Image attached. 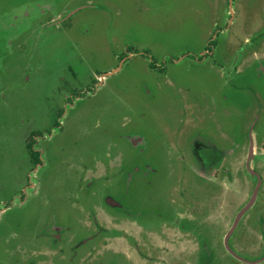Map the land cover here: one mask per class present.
<instances>
[{"label":"rangeland","instance_id":"rangeland-1","mask_svg":"<svg viewBox=\"0 0 264 264\" xmlns=\"http://www.w3.org/2000/svg\"><path fill=\"white\" fill-rule=\"evenodd\" d=\"M233 9L232 21L230 0H0V201L18 206L24 198L28 203L23 213L10 212L6 225H13L19 215L26 226L74 225L76 211L62 199L67 195L73 202L79 196L81 204L99 206L93 213L81 206L83 229L93 233L109 227L110 233L101 232L109 238L104 243L119 242L137 261H159L160 255L172 258L176 254L180 264H264V260L256 261L264 256V237L258 232L259 215L264 216V184L257 204L230 237L237 253L255 262L245 263L225 247L237 210L221 203L210 214L207 208L201 214L206 222L199 227L212 247L206 252L214 257L204 263L203 236L161 222L144 241L139 223L115 219L99 202L102 195L92 198L86 191L78 193L69 181L85 178L84 186L94 181L91 194L98 191L97 186L108 183L106 179L115 172L112 169L118 168L114 164L123 162L124 151L129 167L106 185L109 190L103 194L136 212L144 210L147 223L155 221L161 211L169 212L162 202L164 191L183 217L196 216L193 196L208 201L211 175L192 156L190 141L193 132L208 136L214 131V125L207 127L205 107L196 101L205 106L213 99L218 108L231 107L219 110L216 119L240 135L244 119L239 108L249 99L239 87L225 83L222 54L229 52L228 46L237 53L246 40L260 37L259 46L246 50L257 52L264 64V0H233ZM228 19L233 24L222 34ZM255 74L248 73L246 83L261 92L264 73L260 78ZM236 83L241 84L239 77ZM256 109L246 121V137L253 123L258 132L264 131V108ZM139 138L134 144L132 139ZM262 138H258L251 167L264 181ZM30 141L37 152L34 155ZM248 145L246 140L244 149L231 155L230 177L222 173L216 179L223 184L220 196L238 197L239 205L248 203L257 184L246 167ZM115 146L120 156L109 149ZM110 151L113 155L109 156ZM167 162L176 177L173 186V180L164 175ZM74 163L85 166L84 172ZM134 163L158 171H149L143 179L136 173L129 195L127 176ZM42 196L54 201L40 204ZM115 222L124 234L114 231ZM79 233L80 238L87 236ZM168 233L174 238L171 252L160 247L167 243ZM65 237L64 243L75 242L72 230ZM129 241L139 244L142 252L131 248ZM0 257V264H5L1 253Z\"/></svg>","mask_w":264,"mask_h":264},{"label":"flooded vegetation","instance_id":"flooded-vegetation-1","mask_svg":"<svg viewBox=\"0 0 264 264\" xmlns=\"http://www.w3.org/2000/svg\"><path fill=\"white\" fill-rule=\"evenodd\" d=\"M232 0H230V14L231 18H234V9L232 12ZM228 19L226 22L224 28L222 29V34H224L227 29L231 28V25L233 24L231 20ZM233 21V19H232ZM225 31V32H224ZM250 42V43H249ZM262 42V39L260 37L253 38L252 41L250 39L246 40L244 43H242V46L240 47V51L237 53H234L231 51V47L228 46L227 49H229V52H225L222 54L221 58V67L224 69L222 78L224 79L225 83L227 85H232V87H239L240 90L243 92L242 96H246L249 100L242 101V104L240 105V117L244 119V121H241V130L242 132L240 135H237L234 130L225 129L221 123L222 119H216L217 113L219 110L225 112L227 109L218 108L217 104H214V100L211 99L209 104L205 102V106H202V102L196 101L198 106L205 107L206 111V124L209 129V125H214V131L208 134V136L203 135L201 133L193 132L195 134L191 137V154L194 156L198 164L202 167V170H206L211 177L210 178V188L209 191H211L209 194L207 202H203L200 200V198H196L193 196V212L196 214L195 217L189 218V217H183L181 215V212L176 211V209L171 205L170 201L167 200L166 192L163 193V203L166 204L167 209L169 212H163L156 214L155 221L152 223H147L143 219L144 217V210H141L140 212H136L133 207L127 206V208L124 206L123 202L120 201V203L115 202L112 197H108L107 194H103V190L106 191L109 190L108 186H106L108 183L115 181L118 176L120 175L121 170H124V168H128L129 166L126 165L127 162V155L124 153V151H121V153L125 156L123 162L121 164H114V166H117V169L113 168L112 163H110V167H112V172L114 174L110 176L111 178L106 179L109 181L108 183H101L100 185H96L98 188V191L93 192L91 194V188L94 187V181H89L85 186L82 183L85 181V178L80 179L78 182L74 180H69L70 183H74L78 188V193L85 192L91 196L92 198H96L100 195H102V198L100 199V203H102L105 207H107L109 212L106 211L107 214L111 215L115 219H119L123 221L124 219H127L129 223L137 222L142 227V237L144 241L148 240L151 236L150 230L151 228L156 227L157 225L160 226L161 222H164L166 224H174L176 227L185 232L186 234L192 235L198 234L200 236H203L201 238V246L203 248V251L206 252V250H210L211 247L210 239L207 234H204L202 232L201 227H199L202 222H206V219L203 218L201 215L204 211V209L207 208V214H210L212 211L216 210L218 206L221 203H226V205L232 209L233 211L237 210L236 217L234 220L233 225L228 230L226 237L228 234L233 231V234L237 231L239 224L236 228H234L235 221L241 212V210L249 204L251 199L248 201V203H241L239 201V198L235 196H229V197H221L220 193H222L223 184L219 183L216 179H218L222 173H226L227 177L229 178L230 175L233 173V163L230 161V157L234 152L240 153L241 150L244 149V144L246 140L249 141L248 145V159L246 163V167L249 171V173L257 179V185L259 182H261V187L264 184L263 176L261 173H259L256 168L251 167V161L256 159V155L254 153L258 138H262L264 140V131L258 132L254 128V123L250 125V130L247 133H245L246 128V121L247 119L252 117V112L254 111L255 107L258 109L264 108V90L259 92L253 89L252 84L246 83L248 80V73L255 71V76L259 77L264 73V67L261 60H259V57L257 56V52H251L247 51L246 47H257ZM245 49V51H243ZM216 51V45L215 50ZM212 52V58L217 61V54L216 52ZM218 53V52H217ZM253 59L252 63H249L248 60ZM152 66V65H151ZM155 69V68H153ZM119 69H116L115 71H118ZM109 75L112 74L108 73ZM106 75L102 76V79L104 80ZM239 77L240 79V85L236 83V78ZM260 78V77H259ZM242 80V82H241ZM194 100V99H193ZM256 109V110H258ZM259 118V116L254 115V119ZM205 124V125H206ZM180 128L178 127V130ZM256 139V142H255ZM134 144H137L141 141V138L132 139ZM131 143V141H130ZM263 143V151H264V141ZM29 147L32 149V142L30 141L28 143ZM139 147V146H138ZM113 148V149H112ZM111 151L114 150L115 156H120L116 154V151L120 150L115 147L109 148ZM34 153H37L34 149H32ZM108 152L107 154L113 155L112 152ZM170 150H166V156L169 155ZM120 153V154H121ZM84 157H80L81 160ZM116 158V157H115ZM167 159V158H166ZM84 160V159H83ZM89 161V160H88ZM93 161V160H92ZM89 161V162H92ZM102 161V160H100ZM69 164V163H68ZM71 164L72 166L75 165ZM78 168H82V172H84V169H86L85 166H82L81 164H76ZM116 168V167H115ZM193 170V166H191ZM149 171L156 173L158 169L151 167L150 165L144 166V169L134 163L132 168L129 170L127 183H128V194H132V185L135 181V174H139L137 176H140L142 179L146 176H149ZM171 172V166L167 162L166 163V169L164 172L165 177L168 179H172L173 183L175 182L176 177L172 176ZM99 179V177H96ZM103 178V177H102ZM106 178V177H105ZM95 179V180H98ZM82 180V181H81ZM103 180V179H102ZM151 180H147V184H151ZM98 184V183H97ZM141 184V183H140ZM195 184V181H193V175L191 178V185L193 186ZM102 185V186H101ZM35 186V185H34ZM101 186V187H100ZM142 186V184H141ZM100 187V189H99ZM256 189V188H255ZM261 189V188H260ZM260 192V191H259ZM212 193V195H211ZM149 197L148 199L151 200L152 196H150V192L148 193ZM67 195H63L62 201L66 203L68 206H70L72 209L76 211L75 213V224H63L59 222H53L51 226H49V222L45 225L38 226L37 224H34L33 226H26V223L24 222L23 218H20L19 215L18 218L15 219L14 224L6 225L9 223L10 212H13L15 210H19L20 214L23 213V209H26L25 207L26 201L22 198L20 205L15 206V204L11 203H3L0 201V226H3L4 228H1L0 230V253L3 255V260L5 264H180L179 261H176V257L178 255L174 254L172 258L167 257V255H160L162 260L155 261V260H146V261H137L134 258H131L127 250H124V248L121 247V244L119 242L114 241L113 243H104V241H108V237L104 234L101 235V232L104 231V233H110L109 227H100L99 230L91 233L85 231L83 228L86 229V227H83L84 223L80 217L81 214H83L81 206L87 207L91 209L93 212H98V205L92 204V205H84L81 204V199L79 196L75 197V201H71V199H68V197L65 198ZM253 196V195H252ZM73 197V196H72ZM259 197V196H257ZM46 199L45 201H42L43 199ZM71 198V197H70ZM196 198V199H195ZM54 200L51 199V197H41V200L39 201L40 204H50ZM258 199L256 198V201L254 205L257 204ZM80 204V206H78ZM205 205V206H204ZM253 205V206H254ZM252 206V207H253ZM94 207V209H93ZM112 207L113 209H111ZM115 209H118L116 212ZM121 211V212H119ZM206 214V215H207ZM96 215V214H95ZM98 217V214H97ZM259 228L258 232L261 233L264 237V216L262 213L259 215ZM95 222L98 223L97 220ZM118 222H115L114 231L115 232H122L123 229L118 227ZM214 227V226H213ZM134 228V227H132ZM167 229H171V227L163 229L162 232H167ZM72 230L75 234L74 237V243H64V241H67V237H65L66 232ZM90 230V229H89ZM212 230V229H211ZM216 231L215 229H213ZM85 233L87 236L84 238H80V233ZM124 232H129L128 230H124ZM131 236L132 232H129ZM167 243H164L165 245H162L160 247L168 248L171 252V245H174L171 242L174 238L169 235H166ZM225 237V247L227 250L231 253L229 250V247L237 253L236 249L231 244V241L229 239V243L227 244ZM133 240V239H132ZM137 238L135 241L137 242ZM134 241V240H133ZM58 242H61L62 244H57ZM91 242V243H90ZM90 243V244H89ZM129 246L137 253L142 252V248H140L139 244H133L129 241ZM163 252L166 250H162ZM56 253V255H51ZM61 253V254H60ZM59 254V255H57ZM233 254V253H232ZM240 255L239 253H237ZM234 255V254H233ZM54 256V257H53ZM241 256V255H240ZM213 255L208 254L207 252L204 253V263L212 262L213 261ZM242 258V259H241ZM239 258L241 261L245 263H253L255 261L249 260L246 257L241 256ZM209 259V260H208ZM264 260V256L256 261H262ZM1 261V257H0Z\"/></svg>","mask_w":264,"mask_h":264},{"label":"water","instance_id":"water-1","mask_svg":"<svg viewBox=\"0 0 264 264\" xmlns=\"http://www.w3.org/2000/svg\"><path fill=\"white\" fill-rule=\"evenodd\" d=\"M232 4H233V0H232ZM232 7V5H231ZM232 12H233V7H232ZM260 188H261V182H259V184L257 185L254 193H253V196H252V199L251 201L249 202V204H247L242 210L241 212L239 213L236 221H235V224H234V228H236L241 220V218L245 215V213H247V211L254 205L255 201H256V198L257 196L259 195V191H260ZM234 231V230H233ZM233 231H231L228 236L226 237V242L227 244L229 243V239L230 237L232 236L233 234ZM229 250L231 251V253H233L236 257L238 258H241L240 255H238L236 252H234L230 247H229ZM242 259V258H241Z\"/></svg>","mask_w":264,"mask_h":264},{"label":"trees","instance_id":"trees-1","mask_svg":"<svg viewBox=\"0 0 264 264\" xmlns=\"http://www.w3.org/2000/svg\"><path fill=\"white\" fill-rule=\"evenodd\" d=\"M32 155H34L33 151H32Z\"/></svg>","mask_w":264,"mask_h":264}]
</instances>
